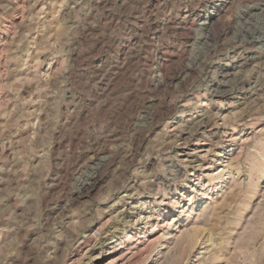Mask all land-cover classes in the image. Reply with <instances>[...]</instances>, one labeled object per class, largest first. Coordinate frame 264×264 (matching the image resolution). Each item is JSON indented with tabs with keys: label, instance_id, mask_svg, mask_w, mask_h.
<instances>
[{
	"label": "rangeland",
	"instance_id": "374dc122",
	"mask_svg": "<svg viewBox=\"0 0 264 264\" xmlns=\"http://www.w3.org/2000/svg\"><path fill=\"white\" fill-rule=\"evenodd\" d=\"M0 45V264H264V0H0Z\"/></svg>",
	"mask_w": 264,
	"mask_h": 264
},
{
	"label": "bare ground",
	"instance_id": "6f19581e",
	"mask_svg": "<svg viewBox=\"0 0 264 264\" xmlns=\"http://www.w3.org/2000/svg\"><path fill=\"white\" fill-rule=\"evenodd\" d=\"M210 20H211V16H206L205 17V21H204V24H206L207 26H208V24L210 23ZM1 46V45H0ZM0 50H1V48H0ZM180 145V144H179ZM184 145V144H183ZM184 147V146H183ZM202 151V150H201ZM195 153V152H194ZM196 155V154H195ZM195 157V156H194ZM202 157H203V155H202ZM197 158V157H196ZM149 210V209H148ZM151 211V210H150ZM149 214V213H148ZM152 214V213H151ZM121 215H123V218H125L126 217V213H125V211L124 212H122V214ZM128 216V215H127ZM131 216V215H130ZM143 216V215H142ZM142 216H138V218H136L137 220H136V222H139V221H141V219H142ZM153 216V215H152ZM147 218H145V220H146V222L147 221H151V220H149V215H147L146 216ZM190 217V216H189ZM144 219V218H143ZM144 221V220H143ZM125 222V221H124ZM152 222V221H151ZM104 223V222H103ZM106 224V223H105ZM118 226V225H117ZM111 231V230H110ZM151 232V231H150ZM106 233H107V231H106ZM131 233L130 232H128V234H126V238H128V236L129 237H132L131 235H130ZM97 235V234H96ZM108 235V234H107ZM135 235V234H134ZM141 235V234H140ZM104 236V235H103ZM102 236V237H103ZM83 237H85V236H83ZM82 237V238H83ZM90 237H92V236H90ZM97 237V236H96ZM116 237V238H115ZM81 238V239H82ZM86 238H88V236L86 237ZM115 238V239H114ZM89 239V238H88ZM93 239V238H92ZM108 239H109V241H108ZM134 239V238H133ZM83 240V239H82ZM105 242L107 241V244H108V252L107 253H109V255H110V257H109V260L105 263H101V264H113L114 262H118V264H121V259L123 258V256H124V252L122 251V249L121 248H119L121 245H120V243H121V237L120 238H118V236H115V235H113V233H111L110 235H108V236H106L105 237ZM111 240V241H110ZM118 240H120V242H118ZM84 241V240H83ZM87 241V240H86ZM94 241V240H93ZM129 241H130V239H129ZM147 241V240H146ZM90 243V242H89ZM100 244V243H99ZM81 245V244H80ZM84 245V244H83ZM86 245V244H85ZM90 245V244H89ZM103 245V244H102ZM105 245V244H104ZM85 250H86V248H85ZM104 250V249H103ZM102 250V251H103ZM88 250H86V252H87ZM89 252V251H88ZM87 252V253H88ZM89 254H91V253H89ZM96 254V253H95ZM103 257H104V254H103V252H101V253H99L98 255H95L94 257H92V259H91V261H90V263L91 264H98L99 262H102V259H103ZM137 260V259H136ZM120 262V263H119ZM114 264H117V263H114Z\"/></svg>",
	"mask_w": 264,
	"mask_h": 264
}]
</instances>
